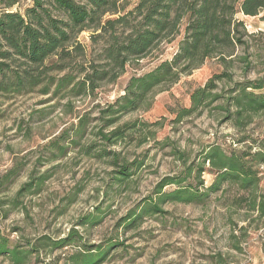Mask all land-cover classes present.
Wrapping results in <instances>:
<instances>
[{
	"label": "rangeland",
	"instance_id": "obj_1",
	"mask_svg": "<svg viewBox=\"0 0 264 264\" xmlns=\"http://www.w3.org/2000/svg\"><path fill=\"white\" fill-rule=\"evenodd\" d=\"M3 1L0 11L9 0ZM11 1L16 2L13 12L31 5V0ZM237 18L244 25V45L236 55L246 63L234 58L225 67L209 59L176 83L156 89L143 108L120 116L112 126H104L108 104L123 94L130 75L155 65L151 57L127 68L117 81L101 83L89 96L0 93V236L19 250H38L26 254L22 264H73V255L98 249L105 252L101 264H264V217L250 210L254 200L264 197V164L256 167L260 183L252 192L227 184L199 204L160 203L155 194L163 179H185L184 169L198 163L211 144L252 153L264 149V113L239 129L213 104L175 122L174 111L188 107L189 94L214 74L226 72L231 78L217 83L223 94L236 82L264 78V11ZM89 34L78 40L95 56L100 46L91 44ZM171 53L170 46L162 56ZM79 119H85L80 137L75 136ZM133 123L121 140L102 139L101 132L108 136ZM131 163L134 174L116 181L119 167ZM204 169L199 179L190 177L181 185L203 191L213 181ZM27 184L32 186L20 192ZM149 201L160 212L125 226V219ZM72 231L77 234L73 245L51 246ZM0 264L15 262L0 255Z\"/></svg>",
	"mask_w": 264,
	"mask_h": 264
},
{
	"label": "trees",
	"instance_id": "obj_2",
	"mask_svg": "<svg viewBox=\"0 0 264 264\" xmlns=\"http://www.w3.org/2000/svg\"><path fill=\"white\" fill-rule=\"evenodd\" d=\"M15 4L9 0L0 11L1 94L23 95L38 90L41 95L61 98L89 96L101 83L117 81L139 61L148 57L155 61L150 70L130 75L123 94L108 104L104 112L110 116L106 127L115 124L120 116L140 110L156 89L176 83L209 59L225 67L234 58L246 63L245 57L236 55L244 45L240 31L244 25L237 15L256 17L264 11V0H31L22 12H13ZM84 32L90 33L92 45L100 46L97 55L78 40ZM170 46L172 53L164 58L163 51ZM225 79L231 81L226 72L214 74L202 87L194 89L189 94L188 107L174 111L175 122L200 114L213 104L214 110L223 112L226 121L239 129L249 124L252 116L264 113V78L236 82L223 94L217 83ZM78 122L75 136L80 137L85 119ZM134 126L135 123L124 125L108 136L101 132L102 139L107 142L110 136H116L121 140L124 132ZM59 151L62 154L65 149ZM200 155L198 163L184 169L185 179L162 180L155 193L158 202L199 204L224 185H235L238 191L247 193L260 183L256 167L264 164V149L252 153L250 149L226 150L211 144ZM116 163L115 159L113 164ZM132 165L119 167L116 181L129 179L135 170ZM205 166L213 181L203 191L191 184L181 185L187 178L199 179ZM43 179H38L37 187ZM171 185L176 188L162 192ZM31 186L24 185L20 192ZM250 210L264 217V197L254 200ZM157 212L158 205L149 201L138 214H130L124 224L130 226L143 215ZM76 235L72 231L50 244L57 248L71 246ZM31 252L38 250H19L0 236V255H8L15 264H22ZM104 255L101 249L87 250L73 255L71 260L73 264H101ZM217 264H222L221 260Z\"/></svg>",
	"mask_w": 264,
	"mask_h": 264
}]
</instances>
